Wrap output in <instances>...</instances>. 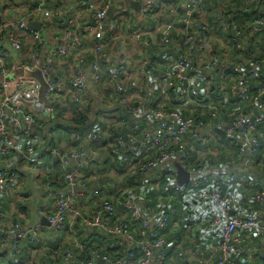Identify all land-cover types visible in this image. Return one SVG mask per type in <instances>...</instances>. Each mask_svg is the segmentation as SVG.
I'll return each mask as SVG.
<instances>
[{
  "label": "built area",
  "instance_id": "built-area-1",
  "mask_svg": "<svg viewBox=\"0 0 264 264\" xmlns=\"http://www.w3.org/2000/svg\"><path fill=\"white\" fill-rule=\"evenodd\" d=\"M64 1L35 0L34 4L29 6L22 0H0V93L2 94L0 99V155L21 152L9 127H17L21 120L33 123L35 115H41L50 120L56 118L54 109L45 107L40 101L39 85L28 75L35 70L39 71L47 83L45 97L48 102L55 99L57 94L66 88L71 95V102L77 105L87 107L93 101L101 107L110 104L112 116L110 121L108 120L109 125L131 122L132 127L119 133L113 143L116 151L120 153V162L123 163L120 176L141 180L144 173L152 171L153 186L159 195L157 199L164 201L172 195H168L166 189L161 190L162 171L177 162L189 172V181L187 186L182 188L183 186L177 184L175 178L169 175L165 180L169 191L177 195L207 187L205 191H198L197 195L200 201L214 206L208 211L209 215L205 221L209 237L219 243L217 249L220 256L218 259L215 258L213 250L206 254L195 250L193 252L195 260L198 264H240L236 256L240 248L249 242L250 232L258 238L264 235V223H261L255 212L249 208L250 201H264V191L256 192L251 199L247 200L241 195L231 198L226 191L234 182V177L227 170L188 169L186 161L191 156V149L187 148L185 142H181L182 138L190 134L196 138L199 147L208 149L218 144L214 131L220 128L219 126L215 128L209 123H200L194 130L191 119L183 118L178 110H169L165 107L166 103L173 101L174 107L190 105L211 109V106L194 98L198 97L199 93L194 87L197 74H189L193 65L192 60L188 56L175 55L172 71L167 69L163 71L156 63L143 61L137 67L136 76L129 79L128 69L132 60L118 65L102 66V64L109 57V48L115 47L118 42L121 46H129L130 42L139 43L140 33L124 35L126 39L119 41L113 34L111 36L107 34L115 29L117 21L113 16L107 21V5L95 0H73L74 6L67 11L63 6ZM256 1L249 0L250 3ZM156 4L157 0H143L140 10L143 14L148 13L156 7ZM183 10L184 15L180 21L157 23L155 35L159 34L161 42L165 45L170 44L175 52L186 49L189 55L195 57V64L204 73H210L219 64L223 68L222 71L228 70L229 63L223 61L221 59L223 57L213 53L207 21L200 18L202 0H185ZM83 18L88 20L86 25L80 22ZM31 22L36 23L35 28L28 25ZM80 30H84L87 36H90V43H82V38L79 36ZM234 30L237 31V28L234 27ZM263 30L264 21L258 18L255 19L248 33L254 35ZM174 33H177L180 39L171 42ZM49 41L59 45L48 48V52L44 55L39 54V48ZM140 43L147 45L148 40L140 41ZM234 43L236 44L235 40ZM83 45L90 48L81 50L80 46ZM4 46H8L17 56L27 48L25 54L30 59V63L20 62L18 58L15 61L11 60L10 52ZM240 48L237 44V49ZM73 52L75 54L69 58V61L73 63V70L68 74V79H60L54 74L55 60L62 64L64 59L70 57ZM19 69L24 73L21 77L11 81L6 80L8 75ZM86 69L90 71L89 78L85 74ZM140 81L145 84L146 90L139 89ZM65 82H67V87H65ZM100 87L106 91H112V98H105V93L98 91ZM135 89L139 91L138 93L146 94L150 98L156 97L155 101H150L151 104L148 102V112L153 116L152 128L143 129L138 124L139 120H136L142 115L144 107L142 101L132 105L129 92ZM231 90L240 96H245L252 88L248 86L246 77H243L231 87ZM255 90L257 95L253 97V102L257 107V112L248 114L235 112L232 114L234 122L226 132L232 137L234 145L239 147V153L243 155L244 161L252 158L258 151L261 141H264V135L257 131V126L264 122V104L259 102V97L264 94V84ZM169 91L175 94L174 99H171ZM134 96H137V93ZM215 115V113L211 114V116ZM54 125L51 128L52 131H55L58 126ZM69 127L73 128V126ZM205 127L209 128L208 134L198 138V130ZM73 138L79 147L69 154L68 158L76 163L77 168L64 175V183L68 185L70 192H55L53 211L47 215H44L42 211H38L37 214L45 217L48 227L57 234L67 235L76 225H80L83 230L94 229L101 236L112 237L118 245L127 244L131 250H138L141 254L140 264H170L171 255L165 239L169 215L166 211L148 214L143 202L146 196L126 191L125 197L118 203V201L102 199L100 189L94 188L86 198L97 202V206L90 215L82 213L81 203L76 201L75 193L71 191L74 187H86L85 182L79 178V169L90 167L99 161L102 135L95 131L86 136L77 132L73 134ZM212 141H214L213 145L210 144ZM171 145L177 148H170ZM25 152L29 164L40 162L43 156L48 154L59 158L61 163H67V157L59 149H45L36 153L32 146L27 145ZM198 152L202 151L198 149L196 153ZM237 182L244 187L255 186L253 180L243 177H239ZM18 187L16 176L0 163V193L12 191L16 193ZM116 193L123 194L120 189H116ZM80 201L84 202L83 199ZM234 203L242 210L238 215L230 216L228 212ZM169 212L173 215L181 214V210L175 208H170ZM120 213L128 216L129 221H120ZM39 231L38 222L27 226L19 222L12 223L6 232H0V244L5 240L10 242L3 257H6L11 264H94L93 260L78 263L75 250L81 251L83 248L78 240H73L71 242L73 248L63 251L59 259L46 262L34 261L33 263L28 260L24 261L23 243L26 241L36 244L39 241ZM238 231H244L245 234L241 236ZM129 254L133 256L132 252ZM93 256L97 257L95 252ZM118 264L121 262L119 261Z\"/></svg>",
  "mask_w": 264,
  "mask_h": 264
},
{
  "label": "crops",
  "instance_id": "crops-1",
  "mask_svg": "<svg viewBox=\"0 0 264 264\" xmlns=\"http://www.w3.org/2000/svg\"><path fill=\"white\" fill-rule=\"evenodd\" d=\"M22 1L27 3L29 6L33 5L35 2V0ZM95 1L99 3L101 1L102 4L108 6L107 14L108 11H110V14L106 17L107 21H109L108 19L113 16L115 21L117 20L120 22L119 25H117V23L115 26L117 28H115L113 33L114 37H119L120 35L130 36L131 34L133 35V33H140V41L148 40L147 45H143L139 41V43L130 42L129 46H121L118 42L115 47L108 49L109 57L105 60L108 64L118 65L128 60H132L128 69V78H134L138 73V65L143 61H147L146 56L150 50L148 47L151 45V52L158 67L163 71L166 69L172 71L174 69L175 53L169 48H165V50L159 48L158 38L155 35V27L159 22L180 21L184 15L183 3L185 0H157L156 7L144 14L140 10L143 0ZM225 1L228 16H237L235 11L236 9H240L238 6L241 4V8L242 5L247 7L246 11L245 9H241V12L244 15L243 19L248 20L251 17L253 18L254 14H252V16L250 14L254 10L258 9V11H263L264 13V0H257L255 3L249 4V6L246 5V0H202V11L200 12V16H202L205 21L210 22L211 25L215 26V29H218L217 34H214L213 37L211 34L212 42L217 44V47H223L227 50V46H230V41L225 39L224 31H220L219 25L215 24V20L213 19V15H215V18H218L222 14V4H224ZM135 3L139 5V8ZM133 5H135V7ZM63 6L67 11H69V9L74 6V1L65 0ZM217 7H220L221 9L217 10ZM248 9L250 10L249 12ZM243 19H241V23H244L242 26L244 28L247 26V23H245ZM87 21L88 20L85 18L80 20V22H84V25L87 24ZM174 34L177 35V33ZM215 35H218L217 39L214 37ZM79 36L82 38V43H90V36L88 37L84 30H80ZM219 36L221 39H219ZM262 38L263 37L260 35V37L258 36V38L254 40L253 46L255 50L260 45ZM56 44L57 43L55 42L49 41V43L39 48V54H46L48 52V48L55 46ZM4 47L9 50L11 60L15 61L18 58L20 62L30 63V59L25 54L27 48L23 49L22 52L19 53V56H17V54L14 51H11L8 46ZM89 48L90 47L84 45L80 46L81 50H88ZM73 54L75 53L73 52L70 54V57L65 58L62 64H60L58 60H55L56 69L54 74L60 79H68V74L72 72L73 63L69 61V58H72ZM121 56H123V60L120 61L119 58ZM193 59H195L194 56ZM260 61L264 63V57ZM89 62H87V65H89ZM256 62L258 61H254L253 58L248 57V59L243 60L242 63L238 65V71L245 69V71L251 73L250 78H252L254 82H257L259 72L264 70V65L262 62L259 64ZM103 64L102 66H104ZM245 71L243 70V72ZM23 74L24 73L22 72V75ZM85 74L87 78L90 77V71L88 69L85 70ZM29 77L33 78L39 85V82L35 77ZM199 81L202 82L201 77L196 75L195 83ZM67 82H65V87H67ZM138 87L140 90H146L145 84L141 81L138 83ZM98 91L105 93V98H112V91H106L101 87ZM138 92L139 91L137 89L129 92V96L132 99V105L134 106L135 102L140 103L142 101V106L144 107L142 115L136 120H139L138 124H140L139 126L141 128H152L153 116L148 112V102L150 103V101H155L156 97L150 98L148 95ZM136 93L137 96H134ZM98 95L100 97V94ZM1 98L2 94L0 93V99ZM90 100L93 101L92 99ZM94 102L95 101L90 102L87 107L77 105L76 103L71 102V95L65 88L57 94L55 99L48 102L50 108L54 109L56 117L54 120L42 117L41 115H35L33 123L21 120L17 127H9V131L11 135L16 138L21 152L9 155H0V163L6 170L16 176L19 187L16 193L14 191L0 193V209L2 211V216L0 217V232H6L10 225L14 222H19L25 226L38 222L40 225L38 235L39 241L36 244H30L24 241L22 254L24 261L28 260V262L33 263L34 261L46 262V260L55 259L57 256H52L60 255L62 253L58 254L56 250L60 251V248H62L66 243H71L73 240H78L80 242L79 237H74L73 235L75 232L77 234L80 233V231H84L80 225L75 226L76 229L73 228L71 231L72 233L70 232L67 235H60L53 232L48 227L45 217L37 214L38 211H42L44 215H47L53 211V194L55 192H70L68 185L64 183V177L61 183L57 180L54 182V179H58V174L61 172V174H64L77 168L76 163L68 158V155L79 147L73 138L74 133L81 132L86 136L95 131L100 132L102 135L99 161L90 167H83L79 169V178H81L85 184L90 183V189L87 187H79L80 189H83L82 192L76 193L73 189V191H71L75 193L76 201L81 203L80 209L83 214L90 215L97 206V202L86 198L90 195L91 190L94 188L100 189L101 196L104 198L108 197L109 200L113 202L117 200L114 199L116 197V189H120L123 192V195L126 194V191L129 193L135 192L143 197L145 195L147 196L152 194V196L156 197L155 203L153 200H149L148 197L147 199L145 197L146 201L143 200L144 206L146 207L145 204H147V206L150 207H146L148 214L161 212L167 204L165 200L163 201V199H157L159 196L157 191L153 193L152 191L145 190L146 188H154V177L152 171L144 173L141 180L131 178V182L129 180L126 185L124 184L123 179L125 176H120V170L122 171L123 167L118 166L122 165L120 164V153L116 151L113 143L115 142L116 136L119 133L129 130L130 127H132V124L131 122H128L122 125L116 123L109 125L108 120L110 121L112 116V106L109 104L105 107H101L99 104ZM54 124H57L58 126H56L57 129L55 131H52L51 128L55 126ZM69 126H73V128ZM199 133L202 136L208 134V132L203 133L201 131H199ZM210 144L213 145L214 141L210 142ZM27 145L32 146L36 153L42 152L45 149H59L62 154L67 157V163H61L59 158L57 159L53 155L49 154L44 155L40 162L29 164L27 154L25 152ZM205 155L207 154L200 152L196 153V156L201 158ZM196 156L194 155V157ZM214 160L217 161L218 157H214ZM252 161L253 160H248L237 167L236 164L232 163L233 156L229 159L228 153H226L224 157H221V161H219L221 164H217L220 169L227 170L228 173L234 177V182L226 191L229 193L231 198L240 197V191H242L241 196L247 200L245 197L251 198L256 191L253 188L244 187L238 183L237 179L239 177L253 180L255 186L258 184V188H261L257 189V191H264V169H262V166L259 164H257V166L252 164ZM176 163H174V165ZM215 168L218 169L217 167ZM177 177L175 167L176 182ZM183 186L187 185L185 184ZM206 188L207 187H202L198 190H193L186 196L180 197V199L175 198L174 200L175 204L181 208V214L186 212V215L183 216L184 218L181 217V214H179L172 220L166 233L167 246L168 248H173L171 259H174V264H184L185 262H189L190 264L193 263L195 261V256L193 254L194 250L202 251V253L205 254L210 250L217 252L216 244H218V241L210 239L205 223V220L209 215L208 211L214 208V206L200 201L197 195L198 191H202L203 189L205 190ZM81 199H83L84 202H81ZM249 208L255 212L257 219L261 223H264V201H253L250 203ZM241 210L242 208L234 203L231 205L228 214L230 216L238 215ZM122 215L123 214L120 213L119 217ZM43 221L46 224H44ZM92 231L94 233L97 232L94 229H92ZM238 234L243 236L245 232L238 231ZM249 235L250 251L243 248L236 256V259L239 260L240 263H246L248 260H252V257H254L255 254H261L260 251L264 250V245L260 244L258 237L254 236L253 233ZM260 239H264V235ZM9 246L10 242L7 240L0 244V264H11L6 257H3L4 251H6ZM253 264H262V262L255 257Z\"/></svg>",
  "mask_w": 264,
  "mask_h": 264
},
{
  "label": "trees",
  "instance_id": "trees-1",
  "mask_svg": "<svg viewBox=\"0 0 264 264\" xmlns=\"http://www.w3.org/2000/svg\"><path fill=\"white\" fill-rule=\"evenodd\" d=\"M249 4H253V3H250L249 0H246V5L249 6ZM240 5L238 6L240 9L239 10L236 9V11H235L237 16H235V15H233L231 17L228 16L227 8H226V1L224 4H222V9L220 7H217V10L221 9L222 14L218 18H215V15H213L214 16L213 19L215 20V24L219 25V29L221 32L224 31L225 39L230 41V43H229L230 46H227L228 49L225 50V48H223V47H217L218 45L213 43L212 39H210L211 40L210 44H211V47L213 48V53H215L216 55H219L220 57H223L221 59H223V61L229 63L230 67L226 71H222L223 68H222L221 64H219L216 67H214L210 71V73H208V74L202 72L201 68L195 64L194 59H193V55H189V53L186 52V49H183V51H180V52H175L170 44L165 45L164 43H162L160 40L161 36L159 34H157L159 48H161L162 50H165V48H169V49L174 51V53H175L174 56L175 55H177V56H188L192 60L193 65L190 68L189 74H197L201 77V80H202V82L199 81V82L194 84V87L197 89V91L199 93V96L194 97V98L196 100L204 102V104L206 103L209 107L211 106V109L207 110L205 108L192 107L190 105L189 106L174 107L173 101L166 103L165 107L169 110H178V112L181 114V116L183 118L191 119L193 121V129L194 130L196 127H198V125L200 123H209L213 127L218 128V126H219L220 127L219 129L225 131V137H220L214 131V136L218 140V144L215 147H211L208 149H203V148L199 147V144H198V141L196 140V138L192 137L190 134H188L187 136L182 138L181 142H185V144L187 145V148L191 149V156L186 161L187 167L190 170L191 169L198 170V169L213 168V167L214 168L217 167L218 169H220L217 164L218 163L221 164V162H219V161H221V157L222 156L224 157V155L226 153H228L229 159L231 156H233V162L232 163L236 164L237 167H239L241 164L246 162V161H244L243 155H241L239 153V147L234 145V143L232 141V137L229 136L226 132H227L228 128L231 127L233 122H234V116L232 114H234L235 112H238L240 114H248L251 112L252 113L257 112V107L254 106L253 97H255L257 95V91L255 89L260 87L262 84H264V70L259 72L258 81L254 82L253 79L250 78L251 73H248V71H245V69L238 71V65H240L243 60L248 59V57L253 58L254 61H258V62H256L257 64L262 62L260 60L264 57V30L259 31L258 33L254 34V35H251L248 32L252 28V25H253V22L255 21V19L260 18L264 21V13H263V11H258V9L254 10L250 14L251 16H252V14H254L253 18L251 17L248 20L247 19L244 20L243 19L244 15L242 14L241 9H243V10L245 9V11H246L247 7L245 5H242V8H241ZM249 11L250 10L248 9V12ZM241 19H243V21L245 23H247V26H245L244 28L242 27L244 25V23L243 22L241 23ZM115 23L116 24L118 23L117 25L120 24L119 21H116ZM209 23L210 22H207L208 29H209V32L213 36L214 34H217L218 29H215V26H213V25H211V23L210 24ZM234 27L237 28V31L234 30ZM115 28H117V27H115ZM113 31L111 33H107V34L111 36L113 34ZM260 35L263 38H262V41H260V45L255 50L253 43H254V40L256 38H258V36L260 37ZM179 39H180V36L178 34L177 35L172 34L170 41L171 42H173L174 40L179 41ZM234 40L236 41V44L234 43ZM237 44L240 45V47H241L240 49H237ZM148 48L150 50L146 56L147 61L155 64L156 62L154 61L153 54L151 52V48H152L151 45ZM175 58H176V56H175ZM103 65L107 66L110 64H108L105 61ZM263 65H264V63H263ZM243 70L245 72H243ZM243 77H246V79L248 80V86H250L252 88V90H248V92L245 96H240L239 94L234 93L231 90V87L234 84H237L238 81L240 79H242ZM170 97H171V99H174L176 96L174 93L170 92ZM259 102L264 104V94L259 97ZM214 113L216 115L211 116V114H214ZM238 113H237V115H238ZM257 131H259L260 133H262L264 135V122L257 126ZM236 132H237V129H236ZM197 135H198V138L204 137V135L202 136L200 133H197ZM170 148L176 149L177 146L171 145ZM198 149L202 151L201 153L207 154V155H205L203 158L196 156V150H198ZM194 155L196 157H194ZM214 157H218V160L215 161ZM196 160H198V161H196ZM248 160H250V161L253 160L252 164H254L256 166H257V164H259L260 166H262V169H263V165H264V141H261V145L258 148V151L256 152V154ZM94 164H96V163H94ZM120 164H122V165H118V166L123 167V163L120 162ZM118 166H116V167H118ZM61 173L58 174V177H57L58 179H56V178L54 179L55 180L54 182H56V180L59 181L60 183L62 182L65 173L64 174H61ZM169 175H172L175 178V165L174 164H172L170 167H166L162 171L161 183H160L161 190L166 189L169 192V193L167 192V194L172 195V197L165 199V202L167 204L164 206V208L162 210V211H166V214L169 215V220H168L166 230H165V239H166L167 230L169 229L172 220L180 214L179 213L178 215H176V214L173 215V214H170V212H169L170 208H175L176 210L181 209L175 204V202H174L175 198L180 199V197H184L193 191V190H191L185 194L174 195L166 187L165 180ZM130 179H131V177L125 176L123 179L124 184L126 185ZM175 180H176V178H175ZM130 182H131V180H130ZM89 185H90V183L86 184V187L88 189H90ZM185 187L186 186H183L182 188H185ZM248 188H253L254 190H256L254 192V194H255L256 192H258L257 189H259L260 187L258 188V184H257L254 187H248ZM145 190L146 191H152L153 193L156 192V190L153 187L146 188ZM205 190L203 189L202 191H205ZM240 193H241L240 195H242V192H240ZM254 194H253V196H254ZM125 195H123L121 193H119V194L116 193L115 194L116 197L114 199H117L116 201L121 202L123 197H125ZM155 196H157V195H155ZM147 197L149 200H151V201L153 200L154 203L156 202V197L152 196V194L147 195L146 199H147ZM101 198L103 199L104 197L101 196ZM245 198L251 199L249 197H245ZM104 199L109 200L108 197H105ZM251 202H253V201H250V203ZM145 205H146V207H148L147 204H145ZM148 208H150V207H148ZM185 213L186 212H183L181 214V217L185 216L186 215ZM119 219H120V221H123V222L129 221V217L124 216V215L119 217ZM205 223H206V221H205ZM74 229H76V227H74ZM251 233H253V232H250V234ZM73 235H74V237H79L80 243L83 247L81 251L76 250V256H77L78 263H86L90 260H93L94 264H118L119 261L121 262V264H140L141 254L138 250H134V249H133L134 251L131 250V247L127 244L118 245L115 242V240L110 236H101L98 232L94 233L92 230L80 231V233H77V234L75 232V234H73ZM253 235H254V233H253ZM211 240H213V239H211ZM258 240L260 241V244L264 245V239L258 238ZM166 241H167V239H166ZM216 246L218 248L219 243L216 244ZM68 248H73V243H66L62 248H60V251L56 250V252L58 254H60L61 252L62 253L60 255H54L52 257L57 256L56 258L59 259L62 256L63 251H65ZM243 248L247 251H250L249 242L245 246L240 248V252L242 251ZM167 249H168L169 254L172 256V249L173 248H167ZM93 252L96 253L97 257L93 256ZM131 252H132L133 256H131L129 254ZM260 253L261 254L257 253V255L254 253L255 255H254V257H252V260H248L246 263H240L239 260H238V262L240 264H253V260H255V257H256V259L261 260L262 264H264V254H263L264 250L260 251ZM214 255H215V258L216 257H217V259L219 258L220 253H219L218 249ZM103 258H105V260H103ZM249 259H251V258H249ZM49 260H51V259H49ZM101 260H103V261H101ZM169 263L174 264V259L170 258ZM184 264H190V263L185 262ZM191 264H198V263L195 260Z\"/></svg>",
  "mask_w": 264,
  "mask_h": 264
},
{
  "label": "water",
  "instance_id": "water-1",
  "mask_svg": "<svg viewBox=\"0 0 264 264\" xmlns=\"http://www.w3.org/2000/svg\"><path fill=\"white\" fill-rule=\"evenodd\" d=\"M136 5H138L137 3H135ZM135 7V5H133ZM138 8H139V5H138ZM110 14V11H108V14L107 16H109ZM30 27L32 28H35L36 26V23H29L28 24ZM119 60H123V56H121L119 58ZM29 76H33L37 79V81L39 82V85H40V88H39V99L40 101L44 104L45 107H50L49 103H48V100L46 99L45 97V93H46V90H47V83L45 82V80L43 79V77L41 76L40 72L39 71H35V72H32V73H28ZM198 131H201L203 133H207L209 132V128L205 127V128H202ZM215 133L218 134L220 137H225V131L221 130V129H215ZM175 167H176V172H177V183L181 186L185 185L188 183L189 181V172L184 170L182 168V166L179 164V163H176L175 164ZM74 192L76 193H79V192H82L83 189H80L79 187H74L73 188ZM44 223V221H43ZM46 224V223H44ZM48 224V222H47Z\"/></svg>",
  "mask_w": 264,
  "mask_h": 264
},
{
  "label": "rangeland",
  "instance_id": "rangeland-1",
  "mask_svg": "<svg viewBox=\"0 0 264 264\" xmlns=\"http://www.w3.org/2000/svg\"><path fill=\"white\" fill-rule=\"evenodd\" d=\"M200 18H202V16H201ZM212 37H213V36H212ZM214 37L217 39V38H218V35H215ZM117 38H118L119 41L122 40V39H126V37L123 36V35H120V36L117 37ZM129 39H130V37H129ZM219 39H221L220 36H219ZM199 64H200V63H199ZM20 75H22V70H21V69L17 70L15 73H13V74H11V75H8V76L6 77V80H7V81L14 80V79L18 78Z\"/></svg>",
  "mask_w": 264,
  "mask_h": 264
}]
</instances>
